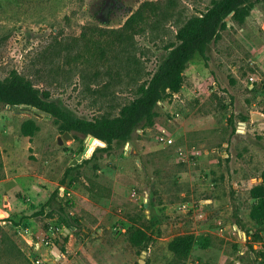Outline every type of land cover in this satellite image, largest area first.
Wrapping results in <instances>:
<instances>
[{"label": "rangeland", "instance_id": "374dc122", "mask_svg": "<svg viewBox=\"0 0 264 264\" xmlns=\"http://www.w3.org/2000/svg\"><path fill=\"white\" fill-rule=\"evenodd\" d=\"M222 1L0 0V264H264V0L213 18L127 121L178 27ZM147 2L159 21L122 46ZM102 115L111 144L77 124Z\"/></svg>", "mask_w": 264, "mask_h": 264}, {"label": "trees", "instance_id": "16d2710c", "mask_svg": "<svg viewBox=\"0 0 264 264\" xmlns=\"http://www.w3.org/2000/svg\"><path fill=\"white\" fill-rule=\"evenodd\" d=\"M246 0H223L215 7L210 9L203 19L199 17L189 18L183 26L178 27L176 38L180 41L177 48L173 50V55L170 60L166 62L164 69L156 73L149 81L147 88L145 89L141 97L136 98L131 105V110L128 115L127 121L129 126L135 124L136 121H132V117L140 108L145 110H151L154 103L157 101L159 95V89L168 80H171L178 75L186 66V64L193 58L195 50H201L200 43L209 34L211 26L209 25L213 18H218L227 15L232 10H237L238 7L243 5ZM158 10V6L154 3H144L135 13H133L125 23V26L119 31H111L117 38V42L122 46L127 47L132 41L135 32H142L145 27L151 28L152 21L150 17H157L155 22L159 21V15L155 14V10ZM144 25V27L142 26ZM133 56H128L126 62H132ZM132 66V65H131ZM12 85L28 86V81L20 74L14 73L12 78ZM33 105L39 109L59 118L65 119L66 115L60 106L53 101H42L41 98L35 97ZM99 121H86L78 120V126L86 133H93L98 136L99 139L111 144L114 138L119 136L121 126H112L108 131L106 130V117L102 115ZM135 126V125H133ZM38 129L35 125H24L22 127V134L31 136L34 131ZM260 199V197H259ZM264 210V195L260 199V205Z\"/></svg>", "mask_w": 264, "mask_h": 264}, {"label": "water", "instance_id": "95a60500", "mask_svg": "<svg viewBox=\"0 0 264 264\" xmlns=\"http://www.w3.org/2000/svg\"><path fill=\"white\" fill-rule=\"evenodd\" d=\"M64 137L65 138H70V135L68 134V133H65V135H64ZM83 156H84V153H81L79 156H78V160H81L82 158H83ZM77 162V160H75V163ZM55 249H56V251L58 252V253H60V249H59V247L58 246H55ZM58 255V254H57Z\"/></svg>", "mask_w": 264, "mask_h": 264}, {"label": "bare ground", "instance_id": "6f19581e", "mask_svg": "<svg viewBox=\"0 0 264 264\" xmlns=\"http://www.w3.org/2000/svg\"><path fill=\"white\" fill-rule=\"evenodd\" d=\"M91 139L93 140V138H91ZM88 142H89V141H88ZM91 143H92L93 148H94V144H93V142H91ZM89 146H90L89 143H87V148H86V151H85V155H89V154L93 151V150H92L89 154H87V150H88Z\"/></svg>", "mask_w": 264, "mask_h": 264}]
</instances>
